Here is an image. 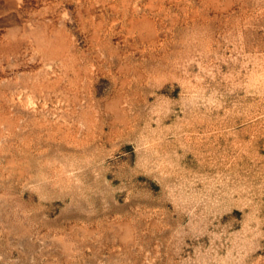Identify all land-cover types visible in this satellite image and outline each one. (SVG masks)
Returning <instances> with one entry per match:
<instances>
[{"label":"rangeland","instance_id":"rangeland-1","mask_svg":"<svg viewBox=\"0 0 264 264\" xmlns=\"http://www.w3.org/2000/svg\"><path fill=\"white\" fill-rule=\"evenodd\" d=\"M0 264H264V0H0Z\"/></svg>","mask_w":264,"mask_h":264}]
</instances>
